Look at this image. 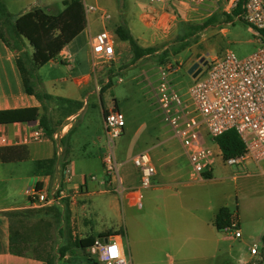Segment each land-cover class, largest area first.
Segmentation results:
<instances>
[{
  "label": "rangeland",
  "instance_id": "374dc122",
  "mask_svg": "<svg viewBox=\"0 0 264 264\" xmlns=\"http://www.w3.org/2000/svg\"><path fill=\"white\" fill-rule=\"evenodd\" d=\"M7 10L13 15L25 6L26 9L39 5L49 14H57L63 9L65 1L69 0H1ZM84 1V0H82ZM88 4L98 5L106 9L111 19L108 20L107 29L114 32L116 26L125 24L130 29L139 44L144 47H155L157 52L138 61L128 43L126 50L122 53L121 60L115 65L101 64L98 67L106 70L99 73L98 67L93 78V83L88 90L77 91L71 82L70 74L64 65L59 63L58 68H51L49 65L37 72L48 82L51 89H61L62 86L73 87L81 97L84 98L82 105L76 104L66 106L59 103L54 106L50 113V123L56 131L61 129L65 114L70 112L78 113L73 122V131L69 141L73 146L72 160L75 165L77 179L83 173L89 176L94 174L99 180L103 178L104 169L100 162L101 153L106 150V133L102 105H111L117 100L120 111L125 116L126 126L124 134L115 141V153L121 165L120 176L126 187H132L138 180V172L131 162V156L141 147L142 143L136 144V139L141 138L144 146L149 148L156 145L168 146L167 153L175 158L180 168V174L185 180H192L191 167L187 156L184 154L180 142L174 138L170 131L160 119L155 91L159 83V63L157 58L165 50L169 52L168 62L177 68L172 72L170 79L176 86L180 95L188 97V91L197 79L203 78L209 62L214 57H220L227 52H232L238 59H244L254 53L262 44L258 39L255 30L245 22L235 17L231 21L220 8L207 4L200 7L190 6L187 0H85ZM14 4V5H12ZM16 4V5H15ZM28 4V6H26ZM30 7V8H28ZM157 12V21L150 20L143 16L145 13ZM162 13H169L164 17ZM15 16V15H13ZM92 16L97 15H90ZM174 16V18H173ZM213 16L217 21L206 29L195 32L184 40V35L192 26L204 24ZM98 31H101V24H97ZM85 40V37H82ZM187 45L180 52L176 53L175 48L181 44ZM29 52L32 49L28 48ZM204 58L206 65L200 64L203 72L198 78L190 73V68ZM110 66L111 68H109ZM112 71V72H111ZM38 75V76H39ZM66 79L63 82L60 79ZM122 80L120 82L119 80ZM109 80L110 85L101 96V90ZM99 89L96 91L94 83ZM108 82V83H109ZM107 83V84H108ZM43 89V88H42ZM94 91L91 95L89 92ZM118 108V109H119ZM66 123H72L67 121ZM65 123V124H66ZM143 129L139 131L140 127ZM135 144L132 145L131 144ZM206 144L212 149H218V144L209 135L206 136ZM47 144H33L31 147H43ZM57 150V148H56ZM103 154V156H104ZM61 155L59 171L63 170L66 160ZM65 161V162H64ZM163 161H168L164 159ZM67 163V162H66ZM5 177L13 167H5ZM24 173L34 175V164L30 161L23 165ZM264 163L261 167L254 163L246 167L243 165L229 166L222 159H218L212 166V178L203 184V189L211 195H221L225 201L230 203L232 212H237L241 220V240H227L228 246L240 251L243 258H249L251 247L256 246L258 255L250 264H264ZM155 177V176H154ZM152 178L151 186L143 190L144 209L138 210L130 207L127 203H121L118 196L105 191L107 187L100 186L98 182L89 179V194L82 197L81 201L74 206L82 205L83 212L79 214L70 210V223L67 224L64 206L51 205L42 208L36 218H25L18 223L19 235L22 239L19 250L23 253L41 257L45 260L54 258L55 264H92L83 257V253L72 247L65 257H60L59 248L65 245L71 232L72 241L84 239L89 235L98 238L101 232L112 231L123 236L125 249L128 258H132V238L136 233L137 219H142L145 210L151 211L155 205L156 196L165 194L161 185L162 181H155ZM194 182V181H192ZM196 182V181H195ZM140 184V178L136 185ZM198 184V183H196ZM206 185V186H205ZM133 186V187H134ZM155 186L161 189L156 190ZM14 189L2 185L0 187V199L4 198L9 202H24L25 189ZM108 190V189H107ZM223 197V198H224ZM222 198V199H223ZM78 201V200H77ZM153 218L150 219L148 227L154 230L157 228L161 217L156 209H153ZM132 262V259H131Z\"/></svg>",
  "mask_w": 264,
  "mask_h": 264
},
{
  "label": "built area",
  "instance_id": "2783aa9c",
  "mask_svg": "<svg viewBox=\"0 0 264 264\" xmlns=\"http://www.w3.org/2000/svg\"><path fill=\"white\" fill-rule=\"evenodd\" d=\"M162 1V0H156ZM190 6L200 7L212 4L220 8L224 14L232 15L243 0H187ZM83 7L89 15H99L103 22L111 19L109 12L97 5L83 1ZM150 20L157 21V14L147 13ZM250 25L256 32L261 46L244 59H238L232 52L210 60L203 78L197 79L184 98L170 79L177 70L170 62L160 65L159 83L155 91L156 103L161 121L171 129L173 136L180 142L192 169V177L196 180L207 179L212 173L216 160L222 159L229 166L248 165L254 163L261 167L264 163V0H244L242 12L235 16ZM117 36L104 28L91 38V62L94 71L101 64H112L116 58L115 44ZM203 72V70H202ZM201 74V73H200ZM199 77V76H198ZM196 77V78H198ZM122 82V80H119ZM106 133V150L102 158L104 177L98 179L91 174L85 177L107 187L118 196L121 203L135 208H143V190L151 186L152 178L157 170L149 151L135 152L130 160L138 169L140 184L126 187L120 176L121 165L115 153V141L125 132V116L113 105L103 114ZM235 130L240 136L245 152L241 156L224 159L222 151L212 149L206 144V136L216 138L227 131ZM55 132L52 139L57 143V150L62 151L61 140L66 132ZM47 132L41 126L23 135L18 144H29L48 140ZM12 143L5 132H0V144L8 146ZM62 180L51 190L35 186L26 193L30 209H41L51 205H73L81 190L70 186L67 170H63ZM235 239L242 238V231L236 217L230 226L223 230ZM115 247L116 255L111 249ZM88 253L98 264H132L128 258L123 237L112 233L96 238ZM251 254H258L257 247L251 248Z\"/></svg>",
  "mask_w": 264,
  "mask_h": 264
},
{
  "label": "crops",
  "instance_id": "0c3cea01",
  "mask_svg": "<svg viewBox=\"0 0 264 264\" xmlns=\"http://www.w3.org/2000/svg\"><path fill=\"white\" fill-rule=\"evenodd\" d=\"M26 6H28V4ZM35 6L36 7L31 8L28 7L30 9L21 6L17 13H14L13 15L18 17L35 8H41L39 5ZM153 13L158 15L157 12ZM146 15L147 13L143 14V16L147 17ZM165 15L169 16V13L161 14L162 17ZM98 23L101 24V31L109 25V22H103L99 15L92 16V18H90L89 15L87 18V28L63 49L57 59L52 60L47 64L53 69L58 68L59 66L57 65H59V63L64 65L66 71L70 74L72 84L80 94L82 91L88 90L94 82L93 78L95 77L96 71L92 68L90 42L91 38L100 32L97 29ZM82 37H85L84 41L82 40ZM135 39L139 43V40L137 38ZM127 47L129 46L126 45V42L117 39L115 44L116 58L113 65L121 60L122 53ZM108 67L111 68L110 66ZM43 68L44 67H41L39 71ZM98 70L99 73L106 71L101 67H98ZM39 77L43 90L53 96V99L47 103L49 116L51 111H53L54 106L60 108L59 103L66 106L80 104L82 106L79 110L82 109L84 98L81 97L73 87L62 86L61 89H51L48 87V82L41 79L40 75ZM60 80L63 82L67 81L64 78ZM108 82L109 80L106 81L103 88H107ZM94 85L97 91V89H99L97 83L95 82ZM93 93L94 91L89 92L91 95ZM116 102L117 100H114L113 103L111 105L109 104L107 107L102 105L103 114L104 111H107L113 105H116ZM117 105L119 108L118 102ZM41 106V102L34 95H30L26 92L17 65L16 54L0 37V111L34 107L41 108ZM77 114L78 113H73L69 110L65 114V119L62 121L61 129L59 131H56L51 124L54 133L62 131L63 127L66 126L67 131L64 133L61 140L62 151L60 153L56 150L57 143L52 138L42 142H32L29 144L17 143V140H19L20 137L40 127L41 125L39 121L33 123L0 125V132L3 131L7 133L9 140L12 142L8 146H25L28 151V159L26 161L4 163L0 158V187L6 185V187H9L10 189H21V191L22 188H24V195L26 197V200L20 203L9 202L4 198L0 199V264H47L46 260L41 257L26 253L16 254L12 251L11 237L13 232L19 233L20 231L18 229V224L16 228L15 226L13 227V223L6 213L30 209L29 199L26 193L29 188L39 186L40 188L51 190L58 185L63 178L62 174L64 169L62 170V173L59 171L62 154H64L63 158L67 162L64 161L66 164L65 170L68 171V177H70V186L81 190L76 197V202L81 201L82 197L89 194V182H85V177H87V175L83 173V175L77 179L74 171V161L72 160V157H74L72 155L74 149L69 141V136L73 131V122L76 119ZM67 121H71L72 123H66ZM143 127L144 125L140 127L139 131H141ZM140 140V137L137 138L136 144L141 142L142 146L137 148L138 150L135 152L149 151L157 170L154 180L157 182H164L161 187L165 190V194L158 196V201L156 196L155 205H152L153 208L151 211L149 212V210H145L142 214V219H137L136 233L132 238V264H250L258 254H251L250 249L249 258H243L240 251H236L232 246H228L226 243L228 239L241 240L242 238L235 239L224 231L218 230L214 225V220L219 210L223 207H227L231 211L233 218L236 217L238 219L239 227L241 229L242 224L239 215L237 212H232L229 207L230 203L225 201V197L223 196V198L221 195H211L207 190L203 189V184H205L208 179L202 181L194 179L192 177V169L190 174L192 180H185L183 175L180 174V168L178 163H176L175 158L171 157L172 154H170V152L167 153L168 146L160 147L158 149L156 145H153L146 148L144 146L145 138L144 141ZM33 144H47V146L33 148L31 147ZM132 145L135 144L133 143L131 146ZM4 147L7 146L0 144V149ZM103 154L101 153L100 155V162L104 169L102 161ZM184 154L186 155L185 151ZM55 155L58 157V166L54 175L36 173V161L50 159ZM163 158L168 159V161H163ZM30 161L34 164L35 170L33 176L27 175L26 172L23 174V165ZM5 167H13L12 170L7 171L8 177H5L4 174ZM139 178L140 175L138 172L137 183ZM136 184L133 183L131 185L133 187ZM161 187L158 188V186H155V189L158 190L161 189ZM75 204H68L71 211L76 214L83 212L82 205L78 207L74 206ZM63 206L65 205H62L61 207ZM136 209L142 211L144 206L141 209ZM153 209H156L161 216L158 219V227H155L154 230L148 227L150 219L153 218ZM105 233L107 232H101L100 234ZM109 234L112 233H107L104 236Z\"/></svg>",
  "mask_w": 264,
  "mask_h": 264
},
{
  "label": "trees",
  "instance_id": "16d2710c",
  "mask_svg": "<svg viewBox=\"0 0 264 264\" xmlns=\"http://www.w3.org/2000/svg\"><path fill=\"white\" fill-rule=\"evenodd\" d=\"M243 1L232 15L224 14L227 20L231 21L233 17L242 12ZM216 21L217 17L213 16L202 25L190 27L188 32L184 35V40L192 36L195 32L206 29ZM86 28L87 17L82 0L65 1L64 9L57 14H49L42 8H35L18 17L13 16L7 10L5 4L0 0V37L16 54L17 65L26 92L30 95H34L42 105L41 108L34 107L2 110L0 111V125L33 123L39 121L49 138H52L54 132L51 128L47 103L53 99V96L42 89L40 77L37 72L50 61L57 59L63 49ZM114 33L118 40L129 44L134 55V60L136 61L154 55L157 52V48L155 47H141L125 24L118 25L114 29ZM186 45V43H183L178 48H175L174 51L178 53L184 49ZM29 47L32 49V52H29ZM168 60L169 52L167 50L157 58L159 65H164ZM107 85L109 86L110 82ZM104 91L105 88H102L100 98H102ZM116 107L118 108L117 102ZM104 113H106V111H104ZM216 143L220 147L224 159L241 156L245 152L244 144L235 130L227 131L217 137ZM0 158L4 163L26 161L28 159V151L25 146H7L0 149ZM57 166L58 157L56 155L50 159L38 160L35 162L36 173L45 175H54L57 171ZM65 168L66 164L64 163L63 169ZM206 177L207 179H211L212 175L206 174ZM41 209L11 211L7 212L6 215L11 219L13 227L15 226L16 228L18 222L23 219L40 216L38 211ZM64 212L66 213V220L69 225L70 210L67 203L64 206ZM232 218L231 211L227 207H223L216 215L214 225L218 230L223 231L226 227L230 226ZM107 233H112V231ZM107 233L100 234L99 237L102 238ZM19 234L20 233L13 232L11 237V248L14 253L23 254L18 248L22 242ZM96 238L98 237L89 235L84 239L72 241L71 232H69V239L66 241L65 245L58 249L60 257L64 258L66 253L74 247L83 253V257H85L88 262L98 264L87 251ZM262 241L264 243V236ZM46 263L55 264V260L51 258L46 260Z\"/></svg>",
  "mask_w": 264,
  "mask_h": 264
},
{
  "label": "water",
  "instance_id": "95a60500",
  "mask_svg": "<svg viewBox=\"0 0 264 264\" xmlns=\"http://www.w3.org/2000/svg\"><path fill=\"white\" fill-rule=\"evenodd\" d=\"M203 63L204 65L207 64V62L202 58L199 63H195L189 70V73L194 77H198L200 73L202 72V68L200 67V64Z\"/></svg>",
  "mask_w": 264,
  "mask_h": 264
},
{
  "label": "snow or ice",
  "instance_id": "6c2138e0",
  "mask_svg": "<svg viewBox=\"0 0 264 264\" xmlns=\"http://www.w3.org/2000/svg\"><path fill=\"white\" fill-rule=\"evenodd\" d=\"M111 251H112V254H113V255H116V249H115V247H113V248L111 249Z\"/></svg>",
  "mask_w": 264,
  "mask_h": 264
}]
</instances>
